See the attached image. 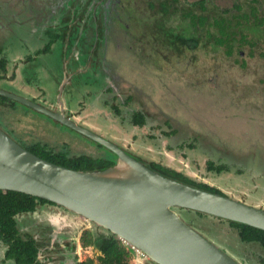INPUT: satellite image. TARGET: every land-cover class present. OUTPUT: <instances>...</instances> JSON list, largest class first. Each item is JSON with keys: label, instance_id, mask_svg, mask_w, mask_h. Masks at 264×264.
Segmentation results:
<instances>
[{"label": "rangeland", "instance_id": "1", "mask_svg": "<svg viewBox=\"0 0 264 264\" xmlns=\"http://www.w3.org/2000/svg\"><path fill=\"white\" fill-rule=\"evenodd\" d=\"M17 1L0 0V47L12 60L8 63L9 70L17 71V78L0 80V87L29 98L41 93L40 88L44 87L51 94L44 91L36 98L54 99L57 77L64 64L59 49L65 50L71 59L76 57L75 51L70 53L69 46L66 50L67 41L59 39L61 42H54L52 51L35 56L26 72V52L34 53L48 41L38 39L43 29L34 21L36 12L42 13L50 7L33 4L35 12L21 7V13L15 5ZM131 2L134 9L122 15V24L128 22V30L118 24L117 29H111L115 44L114 47L109 44L110 49H106V70L101 64L100 48L93 67H84L82 72L73 69V81L71 79L69 88L63 91L65 105L66 100H72L69 107L81 119L79 123L144 161L160 162L198 182L216 186L230 197L264 208V21L255 25L258 18L264 16V0H205V9L197 5L199 0H178L177 11L169 13V17L162 13L160 0ZM253 5L257 8L256 16H249V22L243 26L247 39L255 43L236 47L231 55L207 36L204 45L195 49L184 46L179 51L165 50L159 41L163 31L155 23L162 17L177 32L205 34V29L218 32L214 18L222 15L233 19L235 24L237 16L249 13ZM189 9L208 14V21L194 30L190 18L183 16ZM14 14H23L24 21L35 26L26 28ZM43 19L45 21L46 16ZM54 24L46 23L44 33ZM150 29L154 38L147 36ZM92 39L91 45H95L96 38ZM26 44L30 49L25 51ZM31 70L39 74L37 81L34 77L32 81L26 80L24 75ZM81 73H86L85 77ZM61 77L62 74L58 82ZM111 105L118 107L119 112ZM135 110L145 114V125L130 122ZM4 116L8 119L3 118L0 126L14 139L15 135L25 140L40 138L58 148L61 142H67L73 152L93 156L107 152L113 156L105 146L97 145L85 135L22 103ZM208 159L224 162L230 170L208 171ZM177 210L184 220L186 218L195 229L232 255L245 257L250 264H264L260 258L264 257V251L260 246L241 241L237 229L227 221L211 215L200 216L188 209ZM97 253L92 247L79 250L83 259H96ZM133 260L130 256V261Z\"/></svg>", "mask_w": 264, "mask_h": 264}, {"label": "water", "instance_id": "2", "mask_svg": "<svg viewBox=\"0 0 264 264\" xmlns=\"http://www.w3.org/2000/svg\"><path fill=\"white\" fill-rule=\"evenodd\" d=\"M66 78L59 85L60 98ZM0 94L29 106L105 146L114 164L82 170L48 161L0 126V190L43 198L112 232L134 254L158 264H241L186 222L188 208L264 230V208L165 176L98 132L70 119L62 103L53 111L0 87ZM133 247V248H131ZM135 248V250H134Z\"/></svg>", "mask_w": 264, "mask_h": 264}, {"label": "flooded vegetation", "instance_id": "3", "mask_svg": "<svg viewBox=\"0 0 264 264\" xmlns=\"http://www.w3.org/2000/svg\"><path fill=\"white\" fill-rule=\"evenodd\" d=\"M126 2L125 0H50L49 3H46V0H18L17 2H15V5L19 9V11H21L20 9L21 7H23L29 9L30 12H35L32 9L33 4L50 7L49 10H43L42 13L38 12V15H36L34 18L36 25L38 26V28L41 26L39 29H43V31H45L44 25L46 23L54 22L55 24L53 25V28H48L47 30L55 29V33L64 31L65 37L70 38L68 50L70 53L72 51H75L76 55L75 58H72L74 62L71 58H69L70 56L67 53L63 57L64 64L62 66V73H60L62 74V77L60 79L59 85L62 83L64 78H66V81L63 84L60 98L57 97L59 88L57 89L54 99L52 97L36 98L37 95L35 94H29L32 97L28 98L39 102L40 104L53 111H59L61 107L60 105L62 103L65 114L70 119L79 123L78 121H81V119H78L75 115L74 110L69 107V104L71 106L72 100H66L67 106L65 105V102L63 101V91L69 88L71 79L73 81L72 76L74 74V68L75 70H80L82 72L84 67H93V64H95L97 60L95 56H97L100 48L102 49V51H100L101 64L102 67L106 70V49L109 48V44L112 45V47H114L115 44L114 41H112V36H110L111 29L115 30L121 25L124 30H128V22L127 24L126 22L122 24V15L130 13L131 10L135 7L130 5V3H132L131 0H126ZM162 2L163 0H160L159 2L160 9L162 6ZM177 2L178 0L176 1V3ZM176 3L174 5H176ZM175 8L176 6L172 9L171 13H173V10ZM45 12L47 13V15L45 14ZM21 13L23 12L21 11ZM14 15L17 21H19L20 17L23 18V14ZM45 16L46 20L44 21L43 18ZM126 16L129 17L128 15ZM163 21H165L164 17L156 20L155 24L160 28ZM117 24L119 25L118 27L116 26ZM41 33L42 32H40V34ZM45 34L47 33L45 32ZM147 36L154 38V35H152V30L148 32ZM92 38H96L95 45H91L92 41L94 40ZM84 41H86V44L83 43ZM67 44L68 43L66 42V49ZM85 47L87 48L86 51H84ZM81 59L82 62H80ZM79 73L80 72L76 73V75L79 76ZM85 75L86 73H81L82 77H85ZM82 125L85 126V124ZM86 127L88 126L86 125ZM15 137L18 142L23 141L26 143H30L33 141H40L44 144H48L49 147L51 146V144L44 139L26 138L25 140L16 135ZM72 142L74 143L75 141L72 140ZM61 144L64 147L68 146L67 142H61ZM126 151L128 150L126 149ZM134 156L136 158L139 157L136 155ZM17 222L19 229L18 232L20 233V235L23 238L32 239L35 241V257L33 258L32 262H30V264H50L51 262V264H77L89 258L87 257L83 259L80 257V248L92 247L94 251L98 252V254L96 255L97 257L101 253V251L97 248L96 244L100 243L103 237L107 238L111 236V234L113 235L112 232H109L102 226L88 221L84 217L72 211H69L62 206L51 203L40 204L33 211L21 213L20 216H17ZM87 237H89L92 241L86 244L85 239ZM119 241L130 253L132 259H134V254L131 252V250L128 249V247L124 243H122L121 240ZM9 245V242L4 240V236H0V264H16V258L10 257L7 254ZM216 245H218L228 254L230 253L225 247H222L219 244ZM230 255L241 264L251 263L245 257L243 258L241 256H235L231 253ZM140 264L158 263L146 256H143L140 257Z\"/></svg>", "mask_w": 264, "mask_h": 264}, {"label": "trees", "instance_id": "4", "mask_svg": "<svg viewBox=\"0 0 264 264\" xmlns=\"http://www.w3.org/2000/svg\"><path fill=\"white\" fill-rule=\"evenodd\" d=\"M176 1L177 0H163L161 11L166 15V17H169L168 14L171 13L172 9L175 7L174 4L176 3ZM205 4V0H199V2H197V5H199L200 8L203 9L206 8ZM150 5L152 6L151 3ZM251 7L252 9L249 13L244 12L241 15L237 16L235 24H233V19H227L222 15L219 18H214V25L216 26L218 32H211L210 29H205V34H184L175 31L172 26L167 25L163 21L160 26V29H162L163 31V35L161 36L159 41L162 45H164L165 50L169 49L173 51H179L184 46L189 49H195L197 47H200L201 45H204L205 38L207 36V38H212V41L216 46H224L226 48V54L231 55L236 47L239 48L247 42L250 43V45L255 43L254 41L247 39V34L244 32L245 28L243 26L247 22H249V16H256V6L253 5ZM176 11L177 9L175 8L173 10V13H175ZM184 13L185 14H183V16L190 18L191 25L194 30H197L200 25H204L208 21V14L204 15L196 12L194 13L190 9ZM263 21L264 16L262 17V19L258 18V21L256 22L257 24L255 25H261ZM50 30H48V32L49 34H52L53 39H63L65 42H68L67 46H69L70 40L65 37L64 31L55 33L53 29L52 32H50ZM51 47V42H47L41 49L37 50V53L48 52L51 50ZM7 64L8 59L3 53V49L0 48V80L7 79V77H12L7 76ZM16 104H20V102L0 94V121H4L3 118L6 120L8 119L4 116V114L7 111H9L10 114V112L15 109ZM111 106L117 113L119 112L118 107L114 105ZM4 108L6 109L4 110ZM21 113L25 114V111H22ZM130 121L135 125L143 126L146 123L145 114L141 110H135L132 113ZM19 143H21L31 152L48 161L74 169L97 170L110 166L116 161V155L113 152L111 153L113 154V156H109L107 152L105 155L93 156L87 153L73 152L70 149V146H61L59 148L54 146L49 147L48 144H44L40 141H33L30 143L19 141ZM97 145L103 147V145L99 143H97ZM143 162L165 176L177 179L179 181L197 186L205 190L225 194V192H223L216 186L210 185L206 182H198L193 178L187 176L185 173L161 164L160 162H146L144 160ZM206 169L215 173H221L224 170L229 171L230 166L224 162L217 163L213 159H208L206 161ZM44 203L54 204L49 200L39 198L24 192L15 190H0V236H4V240L9 242L10 245L7 250V254L10 257L16 258V264H30V262H32L33 258L35 257L36 250L34 244L35 241L32 239L23 238L18 232L19 229L17 216H20L21 213L24 212L33 211L37 208L38 205ZM188 211H192L200 216L209 215L205 212L195 211L191 209H188ZM217 218L227 221L230 226L236 228L239 239L241 241L245 243H254L260 246V248L264 251L263 229H259L235 220H227L220 217ZM185 221L192 225V223L186 220V218ZM85 241L87 244L92 240L87 237ZM96 246L101 251L96 259L94 257H89L77 264H132L130 262V253L114 234H111V236L107 238L103 237L101 242L96 244ZM260 258L264 263V257L260 256Z\"/></svg>", "mask_w": 264, "mask_h": 264}, {"label": "crops", "instance_id": "5", "mask_svg": "<svg viewBox=\"0 0 264 264\" xmlns=\"http://www.w3.org/2000/svg\"><path fill=\"white\" fill-rule=\"evenodd\" d=\"M38 13V12H37ZM20 19L26 24V28H28V27H34V26H32V24H30L29 22H25L24 21V19L23 18H21L20 17ZM56 28V27H55ZM43 34H38V39L39 38H42V40H43V42L46 40V39H48V41L47 42H51V45H53V43H54V41L56 42V43H58V42H61V40H54L53 38H52V34L50 33L49 34V32H48V30H46V33L48 34V36H47V34H45L44 33V31L42 32ZM32 34V33H31ZM46 35V36H43V35ZM47 42H45V43H47ZM44 44V43H43ZM44 46V45H43ZM42 46V47H43ZM61 46V45H60ZM42 47H40V48H37L35 51H34V53L33 52H29V51H27L26 52V59H25V61L27 60L28 61V64H26V66H25V70H26V72H27V70H29L28 68H29V63H31L34 59H35V56H37L38 54H42V53H37V50H39V49H41ZM0 48H2V47H0ZM3 49V53H4V48H2ZM27 49H30V47H29V45L28 44H26V47H25V51L27 50ZM67 50V49H66ZM50 51H52V47H51V50ZM50 51H48V52H50ZM59 52H60V57H61V59H63V57L66 55V52H65V50H63V49H59ZM45 53H47V52H45ZM5 54V56L7 57V55H6V52L4 53ZM10 58V56L8 55V57H7V59H8V63L9 62H11L12 60H10L9 59ZM24 61V60H23ZM9 71H13L11 68H10V70H9V68H8V64H7V76H12V77H7V79H14V78H17V71H13V72H11L10 73V75H8V72ZM35 73H37V72H35L34 70L32 71L31 70V72L28 74V73H26L24 76H25V78H26V80L27 81H32V78L34 77L35 78V80L37 81L38 79H37V77H38V75L39 74H35ZM30 74H32L31 76H30ZM60 75L61 74H59L58 75V77H57V82H56V86H55V91L54 92H56L57 91V89L59 88V82H58V79L60 78ZM16 76V77H15ZM29 76V77H28ZM36 81H35V83H36ZM60 81V80H59ZM30 83V82H29ZM34 86H35V84H34ZM43 86V85H42ZM39 87H41V85L39 86ZM41 89V91L42 92H47V93H49V94H51V92L50 91H48L47 89H45L44 87H41L40 88ZM109 90H112V88L111 87H109L108 88ZM41 92V93H42ZM53 92V93H54ZM41 93H38L37 95H39V94H41ZM32 94V93H31ZM56 95V94H55ZM131 122V121H130ZM133 124V123H132Z\"/></svg>", "mask_w": 264, "mask_h": 264}, {"label": "clouds", "instance_id": "6", "mask_svg": "<svg viewBox=\"0 0 264 264\" xmlns=\"http://www.w3.org/2000/svg\"><path fill=\"white\" fill-rule=\"evenodd\" d=\"M119 240H121V239H119ZM121 241H122V240H121ZM122 243H124V242L122 241ZM131 248H133V247H131ZM134 250H135V248H134ZM97 254H98V253H97ZM130 262H131V261H130ZM132 262H133V261H132ZM132 262H131V263H132Z\"/></svg>", "mask_w": 264, "mask_h": 264}]
</instances>
